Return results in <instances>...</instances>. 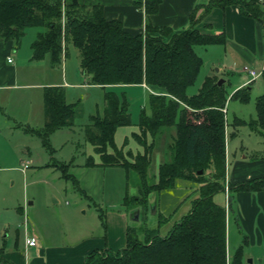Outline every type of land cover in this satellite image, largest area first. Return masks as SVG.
<instances>
[{"label":"trees","instance_id":"trees-1","mask_svg":"<svg viewBox=\"0 0 264 264\" xmlns=\"http://www.w3.org/2000/svg\"><path fill=\"white\" fill-rule=\"evenodd\" d=\"M143 4L146 15L144 33L132 34L118 19H107L99 3H79L78 0H0V38L18 42L27 27H41L31 42V59L49 55L50 64L59 65L67 55L69 44L76 47L79 68L88 77V84L101 87H124L144 83L159 87L149 93V114L141 108L133 133L143 152L129 161L121 153L107 152L113 142L116 126L131 123L125 90L104 91L103 115H89L84 127L86 139L99 154L102 165H120L128 177L134 171L137 194L125 196V202L147 204L149 194L170 188L176 178L195 181L198 196L192 200L189 211L165 234L147 233L143 240L134 237L133 229H126L124 247L112 250L93 249L84 256L83 264H225L226 262V208L214 201L213 196L224 191V129L222 108L228 92L218 84L215 76H205L199 90L189 95L202 65L197 45L221 43L222 33L200 32L195 28L194 14L190 24L179 31L167 26H154L149 20L161 0H134ZM235 4L244 15L262 21V2L258 0H208L207 12L213 7L224 8ZM157 33V34H153ZM264 74V73H263ZM249 100L248 87L236 89L231 97ZM78 101L67 102L60 85L45 86L43 91L44 124L40 128L24 127L49 145V135L57 128L73 124ZM257 118L247 124L264 127V95L256 98ZM243 120L238 124H244ZM174 126L173 144H168L169 159L158 164L157 173L148 175L153 143L158 130ZM150 133L152 141H146ZM161 132V131H160ZM90 161H88L89 163ZM67 164H61L64 176ZM213 167V174L205 177L198 169ZM202 172V171H201ZM264 187V180L255 179L230 187L231 191L255 190ZM229 190V188H228ZM230 199V198H229ZM242 247L239 246L231 264H240ZM0 264H14L3 256Z\"/></svg>","mask_w":264,"mask_h":264},{"label":"rangeland","instance_id":"rangeland-1","mask_svg":"<svg viewBox=\"0 0 264 264\" xmlns=\"http://www.w3.org/2000/svg\"><path fill=\"white\" fill-rule=\"evenodd\" d=\"M258 1L261 4L262 1ZM263 8L262 5V11ZM39 29L41 27H27L20 40L14 41L15 46L18 47L20 42L21 49L29 47ZM220 48L217 47L220 50L217 51L208 46L195 47L203 61L194 83L187 88L189 95L199 90L205 76L217 75V64L211 63V60L217 54L222 55ZM13 56L14 53L11 57ZM43 58L42 62L46 63L45 70H51L46 76L53 77L58 74L60 65H51L48 54ZM65 59L67 71L72 68V86L64 89L65 100L78 101V106L73 124L62 126L50 133L51 148L45 147L37 135L24 130V127L40 128L37 125L41 123V111L39 110L38 118L36 108L28 103L26 105L22 101V95L18 101L0 108V247L11 259L21 264L30 261L40 249L39 246L25 247L26 236L35 235L42 243L43 251L76 245L88 238L101 240L100 247L104 249L107 230L113 234L122 232L123 228L124 238L128 227L133 229L134 237L143 240L147 233H167L189 211L192 200L198 196V184L195 181L176 178L172 187L150 192L146 205L135 200L125 202V196L137 194L134 171L130 170L127 177L123 166L102 165L99 154L85 137L84 127L88 123L89 115H103L106 89L116 92L125 90L131 123L116 126L113 142L107 144L106 151L121 153L132 161L135 154L143 152V145L138 143L133 133L140 132L137 121L141 108L146 114L150 112V91L138 85L110 88L88 84V77L79 68L78 51L72 44L68 45ZM238 74L235 73L228 79L230 86L224 84L227 92L238 82ZM217 78L218 81L224 77L217 75ZM242 94L232 98L226 105L228 110L224 120L229 124L226 131L231 133L234 129L236 132L230 137L231 144L250 143L257 138L254 133H249L248 125L242 124L232 129L235 117L245 122L256 117L255 94L250 92L248 101L240 99ZM26 106H30V112ZM30 113L32 116H25ZM27 119L32 124H28ZM158 131V138L153 143L148 175L157 173L158 164L164 157L169 159L168 144H173L176 134L174 126L162 127ZM146 141H152L149 132L146 134ZM26 148L28 153L25 154ZM19 157L41 159L46 164H33L22 172L17 168ZM61 164H67V177L63 174ZM13 165L16 167L13 168ZM198 172L205 177L214 173L212 166L198 169ZM222 182L225 188L228 184L225 169ZM213 199L215 202L224 203V191L217 192ZM230 220L226 231L232 242L237 224L232 217ZM84 256L85 253L81 259Z\"/></svg>","mask_w":264,"mask_h":264},{"label":"crops","instance_id":"crops-1","mask_svg":"<svg viewBox=\"0 0 264 264\" xmlns=\"http://www.w3.org/2000/svg\"><path fill=\"white\" fill-rule=\"evenodd\" d=\"M64 1L69 2L70 0ZM207 1L161 0L157 10L150 14L149 20L154 26H167L173 31H179L191 23L190 14L193 13L195 28L200 32L223 34V42L204 46L212 47L213 50L221 47L222 55L217 54V57L211 60V63L217 64L215 69L217 75L224 77L220 79V83H227L230 86V80L228 79L235 73H239L236 79L238 82L228 91V96L222 108V111L223 109L225 110L223 112L226 116L228 110L226 105L228 101L234 98L231 97V94L236 89L247 86L249 93L255 94V102L259 95H264V8L262 21H259L251 16L242 14L239 7L235 4L227 5L224 8L213 7L205 12L204 5ZM78 2L84 4L99 3L103 6V13L107 19L115 18L120 20L123 28L132 34L144 33L146 15L143 4H137L134 0H78ZM13 53L14 56L11 57ZM65 58L66 56L62 57L58 74L53 77H47L46 75H49L51 70L49 72L45 70L46 63L42 62L44 58L39 60L31 59L30 45L21 49L20 42L19 46L16 47L13 39L0 38V108L18 101L19 96L22 95V101L26 102V105L28 103L32 108L33 106L36 108L38 118L39 110L41 111V123L37 125L41 127L44 124V87L60 85L65 89L72 86V68L71 71H67ZM249 64L251 67L261 71L255 78H251L247 71L241 69L245 65L249 66ZM217 75L213 76L217 78ZM136 85L144 87L150 92H159L161 90L156 86V88H150L144 83ZM30 106H26L28 112H30ZM255 113L256 117L250 120L257 118L256 109ZM29 115L32 116V113L25 116L28 117ZM240 120L242 119L236 117L233 119L232 129L233 127L241 126V124H238ZM243 121L245 122V120ZM248 121L244 123L245 126L248 125ZM26 122L29 124V119ZM14 123L13 121V125ZM226 126L228 128L229 124L225 120L224 169L228 181L226 186L229 190L227 191V205H225V202L221 203L218 201L217 203L224 205L226 208V228L231 223L230 217L237 224L235 234L232 236V242L230 234L226 231L227 264H231V258L239 246L242 247L240 264H263L264 187L255 190H237L234 193H232L233 191L230 192V187L248 180H264V127L256 125L257 128H252L248 125L249 133H254L257 141L255 139L254 142L250 143L234 142L231 144L230 137H233L236 132L233 129L231 133L230 131L227 133ZM24 153H28L27 148ZM17 164V168L24 172L30 165L44 166L46 163L41 159L19 157ZM15 167L13 165V168ZM107 231L104 248L107 246L112 250H117L125 246L126 234L123 238V228L122 232L118 231L113 234L109 230ZM30 236L36 238V244L34 246H26L24 243L25 247L39 246L40 249L36 256L28 262H23V264H83L84 258L81 259V256L84 253L86 255L93 249H101V240L88 238L78 242L76 245L48 248L43 251L42 243L39 239L35 235ZM4 256L13 261L14 264H21L11 259L7 253H4Z\"/></svg>","mask_w":264,"mask_h":264},{"label":"built area","instance_id":"built-area-1","mask_svg":"<svg viewBox=\"0 0 264 264\" xmlns=\"http://www.w3.org/2000/svg\"><path fill=\"white\" fill-rule=\"evenodd\" d=\"M261 1H262V5L264 6V0H261ZM241 69L244 71H247L250 74L251 78H255L261 72L260 70H257L254 67L246 66V65L243 66ZM223 111H225V110L223 109ZM227 191H228V187L225 186V199H224L225 205H227ZM25 244H26V246H34L36 244V238L34 236H26ZM225 264H227V257H226Z\"/></svg>","mask_w":264,"mask_h":264},{"label":"water","instance_id":"water-1","mask_svg":"<svg viewBox=\"0 0 264 264\" xmlns=\"http://www.w3.org/2000/svg\"><path fill=\"white\" fill-rule=\"evenodd\" d=\"M220 81H221V80H218V81H217L218 84L220 83ZM199 171H201V170H199ZM152 208L154 209V204L152 205Z\"/></svg>","mask_w":264,"mask_h":264}]
</instances>
